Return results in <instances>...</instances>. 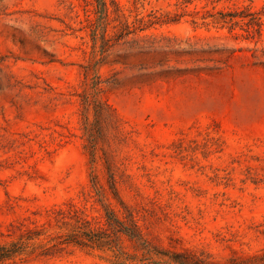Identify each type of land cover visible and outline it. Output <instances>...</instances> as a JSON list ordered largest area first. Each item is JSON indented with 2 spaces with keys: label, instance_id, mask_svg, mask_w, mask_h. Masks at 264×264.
<instances>
[{
  "label": "rangeland",
  "instance_id": "374dc122",
  "mask_svg": "<svg viewBox=\"0 0 264 264\" xmlns=\"http://www.w3.org/2000/svg\"><path fill=\"white\" fill-rule=\"evenodd\" d=\"M89 1L0 0V246L45 228L3 264H116L106 247L31 253L62 231L50 211L71 205L135 209L159 250L226 262L264 249V0H117L118 28L106 0L111 47L95 58ZM221 12L253 25L233 37ZM97 82L111 109L91 108L85 128L79 96ZM119 246L144 251L125 235Z\"/></svg>",
  "mask_w": 264,
  "mask_h": 264
},
{
  "label": "trees",
  "instance_id": "16d2710c",
  "mask_svg": "<svg viewBox=\"0 0 264 264\" xmlns=\"http://www.w3.org/2000/svg\"><path fill=\"white\" fill-rule=\"evenodd\" d=\"M86 4L90 5L89 0H83ZM112 6H114V19L113 22H117L120 26L128 27L127 22L124 21L125 15L122 11L120 4L117 0H111ZM93 13L95 18H92L88 14V10H85L86 19L81 21L80 24L83 28L90 30L92 46V57L95 58L98 48L102 57L106 53L107 49L111 47V38L107 37V28L112 22L110 19V12L106 0H94ZM239 12L233 13H220L221 23L229 25L233 37H241L242 33L234 32L236 27L243 25H253L250 22H240L238 17H242ZM154 18L155 21H167L169 16H157L155 14L149 15ZM111 21V22H110ZM138 23L144 25V18L138 19ZM150 21L151 24L157 23ZM85 23V25H84ZM255 31L261 34L264 31V22L256 20L253 26ZM243 30V28H242ZM249 33V31H247ZM90 66L85 69V76L87 78L90 70ZM102 82L96 84V88L93 93H89L87 90L79 96L80 104L82 106L85 119V128H87L86 114L91 108L97 113L99 109L105 107L111 109V107L105 102L98 99V94L101 92L99 85ZM91 141V140H89ZM91 143V142H89ZM95 188L97 195L101 196L100 189ZM102 201V200H101ZM123 219L119 216L110 206L106 207L105 214L102 218H89L84 212L77 208L75 205H71L70 209H52L50 211L52 218L49 219V223H54L62 231L56 234H50L46 236V241L34 247L31 253L38 251V256H54L57 254L65 253L71 246H77L80 248H104L113 252H117L116 264H126V262H132L135 264H264V249L261 251L249 254L245 256H234L228 259L226 262H218L212 259L210 255L202 252L201 256H197L191 252H176L170 250H159L158 248L151 247L149 242L144 239V235L140 230L136 219L135 209H130L124 206ZM44 226H36L34 228L24 227L21 225L19 228V237L16 242L11 243L9 247L0 246V264L5 263L15 257L16 254L27 253V248L30 247L31 242L45 235ZM121 235L128 236L131 240L139 242L143 246V253L141 257L138 255H130L122 251L120 244Z\"/></svg>",
  "mask_w": 264,
  "mask_h": 264
}]
</instances>
